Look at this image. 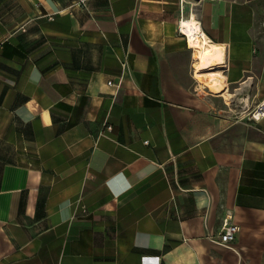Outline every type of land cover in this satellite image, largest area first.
Wrapping results in <instances>:
<instances>
[{
	"label": "crops",
	"instance_id": "1",
	"mask_svg": "<svg viewBox=\"0 0 264 264\" xmlns=\"http://www.w3.org/2000/svg\"><path fill=\"white\" fill-rule=\"evenodd\" d=\"M263 103L264 0H0V264H264Z\"/></svg>",
	"mask_w": 264,
	"mask_h": 264
},
{
	"label": "bare ground",
	"instance_id": "2",
	"mask_svg": "<svg viewBox=\"0 0 264 264\" xmlns=\"http://www.w3.org/2000/svg\"><path fill=\"white\" fill-rule=\"evenodd\" d=\"M181 26L182 31L188 36L190 46L195 51L197 79L215 92H224L226 86L224 79L221 71L215 68L225 66L227 50L225 51L223 45L212 42L195 15L192 18H183ZM211 71L215 73L211 75Z\"/></svg>",
	"mask_w": 264,
	"mask_h": 264
},
{
	"label": "built area",
	"instance_id": "3",
	"mask_svg": "<svg viewBox=\"0 0 264 264\" xmlns=\"http://www.w3.org/2000/svg\"><path fill=\"white\" fill-rule=\"evenodd\" d=\"M179 29L182 33H184L182 31L181 22L179 24ZM124 65L126 66V63H124ZM109 84L112 85L115 83L113 80H109ZM257 111L258 112L254 113V116L260 117L261 115H264V103L261 104V106L259 107V110H257ZM109 128H112V126L109 125ZM84 210L86 211L87 209H84ZM239 229H240V226L234 222H231V219L229 217L225 220L224 226H223L222 230L219 232V234L213 238H214V240H216L217 242H219L221 244L230 246L231 243L236 239Z\"/></svg>",
	"mask_w": 264,
	"mask_h": 264
},
{
	"label": "rangeland",
	"instance_id": "4",
	"mask_svg": "<svg viewBox=\"0 0 264 264\" xmlns=\"http://www.w3.org/2000/svg\"><path fill=\"white\" fill-rule=\"evenodd\" d=\"M214 73V71H211V75Z\"/></svg>",
	"mask_w": 264,
	"mask_h": 264
}]
</instances>
